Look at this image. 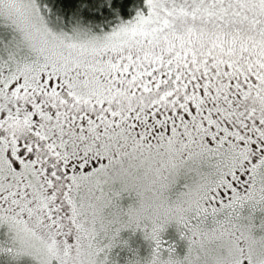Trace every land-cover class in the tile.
<instances>
[{
    "label": "snow or ice",
    "instance_id": "1",
    "mask_svg": "<svg viewBox=\"0 0 264 264\" xmlns=\"http://www.w3.org/2000/svg\"><path fill=\"white\" fill-rule=\"evenodd\" d=\"M118 247L264 264V0H0V264Z\"/></svg>",
    "mask_w": 264,
    "mask_h": 264
},
{
    "label": "rangeland",
    "instance_id": "2",
    "mask_svg": "<svg viewBox=\"0 0 264 264\" xmlns=\"http://www.w3.org/2000/svg\"><path fill=\"white\" fill-rule=\"evenodd\" d=\"M121 238L122 239H128L130 242V245L137 249L139 251V254L144 251V255L146 254V256L148 255V253L150 252V246L148 241L144 240L142 235L139 232L136 233H131L129 230H125L124 232L121 233ZM165 238H171V239H175L176 238V231H175V226L171 225L168 227V229L165 232ZM129 252L128 249L126 248H116L113 250V253H122V252ZM177 251L180 254H183V245L181 244L178 248ZM121 264V263H120Z\"/></svg>",
    "mask_w": 264,
    "mask_h": 264
},
{
    "label": "trees",
    "instance_id": "3",
    "mask_svg": "<svg viewBox=\"0 0 264 264\" xmlns=\"http://www.w3.org/2000/svg\"><path fill=\"white\" fill-rule=\"evenodd\" d=\"M139 252V251H138ZM140 255L141 256H146V254L144 255V251H142L141 253H140ZM131 256V252H126V251H124V252H122V253H119V255H118V260L120 261V263L121 264H125V260H126V258H128V257H130Z\"/></svg>",
    "mask_w": 264,
    "mask_h": 264
}]
</instances>
